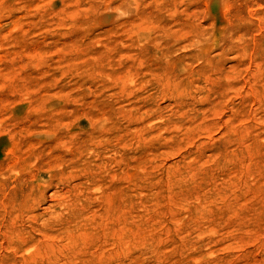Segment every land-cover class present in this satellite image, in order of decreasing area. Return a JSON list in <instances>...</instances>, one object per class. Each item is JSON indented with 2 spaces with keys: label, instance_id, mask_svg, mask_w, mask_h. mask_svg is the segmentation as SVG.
<instances>
[{
  "label": "rangeland",
  "instance_id": "374dc122",
  "mask_svg": "<svg viewBox=\"0 0 264 264\" xmlns=\"http://www.w3.org/2000/svg\"><path fill=\"white\" fill-rule=\"evenodd\" d=\"M0 264H264V0H0Z\"/></svg>",
  "mask_w": 264,
  "mask_h": 264
}]
</instances>
